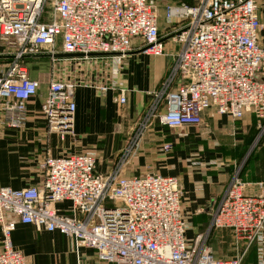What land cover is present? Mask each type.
Returning a JSON list of instances; mask_svg holds the SVG:
<instances>
[{"label":"built area","instance_id":"obj_1","mask_svg":"<svg viewBox=\"0 0 264 264\" xmlns=\"http://www.w3.org/2000/svg\"><path fill=\"white\" fill-rule=\"evenodd\" d=\"M46 2L0 0V41L6 47L0 52V120L11 128H23L28 102L40 93V82L25 64L31 58L114 59L128 54L134 40L147 55L164 53L151 0H52L49 20L43 21ZM258 10V0L165 6V19L171 22L166 39L178 49L153 92L151 115L161 126L198 127L207 111L233 121L247 114L264 120V22ZM117 23L119 38L112 42L107 27ZM60 54L71 57H54ZM78 85L48 81L40 104L46 137L63 142L73 136ZM97 88L105 92L111 87ZM117 97L124 105L126 90ZM172 149L169 143L161 146L164 153ZM125 160L101 174L95 152L52 156L47 151L39 185L0 187V264H28L12 247L13 219L57 232L105 264H244L251 248L256 264H264V182L243 183L234 176L211 211L203 237L189 241L177 179L154 172L125 176ZM62 203L69 204L65 212L56 208ZM212 230L228 231L237 255L216 258L205 241Z\"/></svg>","mask_w":264,"mask_h":264},{"label":"crops","instance_id":"obj_2","mask_svg":"<svg viewBox=\"0 0 264 264\" xmlns=\"http://www.w3.org/2000/svg\"><path fill=\"white\" fill-rule=\"evenodd\" d=\"M258 7L259 18L261 22H264V0H258ZM162 11L160 10L157 14V26L161 36L160 24L162 20L165 21L164 11ZM168 33L162 36L165 46L162 56L143 53L137 48L138 41L134 40L132 50L122 57L107 59L111 60L110 62L86 60L91 61L86 62V87L76 88L74 93L76 110L73 136L66 137L63 142H59L55 135H49V137L45 135L40 104L46 91L43 96L39 93L37 98L28 102V119L23 128H20L19 134L7 135L0 139V187L16 190L39 185L42 180L41 161L47 151L52 156H60L90 152L91 147H99L102 162L111 161L113 158L118 160L117 155L128 144L126 142L128 131L124 132L121 129L122 125H118L117 110L120 104L117 101V93L119 90H126V103L122 106L129 117L133 119L139 117L146 110L150 100L148 93L158 88L178 49L176 46L175 51L172 52L173 48L166 39ZM31 59L34 60V58ZM112 64H116V69H112ZM29 69L30 77L41 84L42 78L31 72V67ZM93 85L111 88L101 92L98 88L94 90ZM208 117L212 119V129L218 132H229L230 129L233 132L239 125L238 121L230 122V118L217 116L211 111L203 115V121ZM250 118L251 114L245 115L241 125L247 124ZM230 125L233 126L227 127ZM6 132L10 131L6 130ZM117 132L121 133V136L116 137ZM163 136L157 138V145L152 141L145 147H141L143 151H147V154L143 152L129 158L128 163L132 171L130 175L125 176L154 172L164 177H175L184 212L192 215L208 214V227L211 211L233 177L227 180L228 175L221 168L208 167L211 163L209 156L215 157L213 153L198 150L186 155L185 149L174 148L170 154L159 152L158 148L163 142ZM97 162V171L107 174L108 165L106 163L97 165ZM68 207V203L56 206L60 212H65ZM13 221L12 247L26 257L28 264H105L97 260L92 250L84 247L76 249L73 242L71 243L68 238L57 232L49 233L37 230L32 225L21 224L15 219ZM221 231L227 235L230 234L228 231ZM209 233L211 234V231L208 232L206 241L209 240ZM207 245L214 256L220 258L218 252L209 243ZM244 264H255V256H245Z\"/></svg>","mask_w":264,"mask_h":264},{"label":"rangeland","instance_id":"obj_3","mask_svg":"<svg viewBox=\"0 0 264 264\" xmlns=\"http://www.w3.org/2000/svg\"><path fill=\"white\" fill-rule=\"evenodd\" d=\"M198 1L199 0H151L157 14L160 10L164 11L166 5L176 4L180 2L187 5H193L198 3ZM51 2L52 0H47L44 6L43 21L49 20ZM107 22L110 23L112 21ZM117 25L118 23L107 27L106 33L110 38L112 36V42H114L115 40L118 41L117 39L119 38L117 34L121 29H118ZM170 25L171 22L166 21V19L165 21H161L160 32H162V36L168 33V27ZM62 33H66L65 28H62ZM169 43L173 48L172 52H174L176 49V45L171 43L170 41ZM5 50V44L0 41V52H4ZM97 61L110 62L111 60L102 59ZM86 62L91 61L72 59L69 61L61 60L52 62L44 57H37L34 58V60L29 59L25 61V64L28 67H31V72L36 73L42 78V83L40 84V95L43 96L46 91L47 83L50 79L53 78V76H56L55 78L58 80H72L80 83L81 85H78L77 88L86 87ZM166 76L158 85V88L148 93V96L150 98L149 104L146 107V110L141 113L139 117H135L133 119L126 114V111L123 108L124 105H120V107H118V125H122L121 129L124 132L128 131V135L126 138V142H128V144L126 145V147L124 146L123 150L117 155V157L119 156V159L126 157L123 165V175L131 174L132 168L128 163L130 157H133L134 155L136 156L137 154L143 152L147 154V151H143L141 147H145V145L150 144L152 141H154V143L157 145V138H161L164 135V139H162L163 142L160 144L159 148L157 147L158 151L163 154L165 153L161 151V146L166 143L171 144L172 147L177 150L185 149L186 155L192 153V151L198 150L206 153H213L215 157H212V155L209 156L211 163H209L208 167H217L219 169L221 168L222 171H225L227 173V180L236 176L243 183L263 182L264 120L255 119V117L251 115V118L249 119L247 124L241 125L244 119H241L240 121L238 120L239 125L233 132L231 131V129L229 132H218L212 129V119L208 117L198 127H186L176 130H168L159 124L157 117H153L151 115V106L153 104L154 93L157 92ZM92 87L95 90L97 88V85H93ZM231 126L233 125L227 127ZM6 130L10 131L8 132L9 134L6 132ZM160 130L164 131L165 133H162ZM19 131L20 128L18 129L8 127L3 123V120H0V139H3L7 135H18ZM117 136H121V133L117 132L116 137ZM98 148L91 147L90 152H95L96 154H98L97 165H99L100 163L104 165V163H106L108 165V167H106V170H109L110 172V169L118 163L119 159L117 160V158H113V160L111 161L104 160L102 162L100 159V149ZM173 151L174 150H172L171 152ZM171 152L166 154H170ZM192 159H194V157H192ZM185 216L187 217L186 220L189 223L187 239L189 241L193 240L197 235H202L203 237L209 221L208 214L204 215L203 213H200L192 215L186 212ZM212 231L211 234L209 233V240L206 241L208 239L207 238L205 241L218 252L220 256V258L218 259H229L237 255L236 249L233 247V241L230 234L227 235L221 230ZM248 255L250 257H253V255L255 256L256 264L255 248H251L246 254V257Z\"/></svg>","mask_w":264,"mask_h":264},{"label":"water","instance_id":"obj_4","mask_svg":"<svg viewBox=\"0 0 264 264\" xmlns=\"http://www.w3.org/2000/svg\"><path fill=\"white\" fill-rule=\"evenodd\" d=\"M99 56H105L103 54H89L88 57H99ZM55 58H67V57H71L70 55H55Z\"/></svg>","mask_w":264,"mask_h":264}]
</instances>
